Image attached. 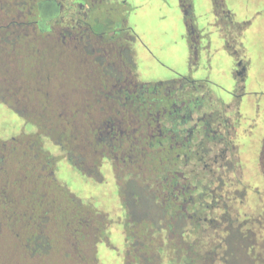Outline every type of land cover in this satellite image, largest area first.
<instances>
[{"label": "flooded vegetation", "instance_id": "flooded-vegetation-1", "mask_svg": "<svg viewBox=\"0 0 264 264\" xmlns=\"http://www.w3.org/2000/svg\"><path fill=\"white\" fill-rule=\"evenodd\" d=\"M179 1L188 31L189 69L146 80L135 49V43L144 47L143 42L122 11L131 6L129 0H0V67L35 72L41 89L30 97H0L1 106L33 127V132L24 127L0 140V175L7 176L9 164L25 158L34 180L62 186L56 175L66 166L84 183L106 191L116 206L114 211L88 210L65 186L67 206L60 218L49 217L47 208L25 211L19 223L27 233L10 226L8 231L27 264L48 250L62 249L80 258L88 250L93 264H130L136 240L129 242L131 215L143 201L149 210L145 215L169 219L172 225H160L169 230L175 220L189 222L210 204L216 206L212 214H218L217 206L229 193L240 197L249 192L256 181L245 182L244 169L257 166L263 178L264 59L256 79L246 42L252 22L221 13L226 0H210L218 52L224 62L229 59L233 74L232 84L224 88V71L213 67L211 40L203 35L205 29L192 25L191 0ZM53 68L69 82L74 97L63 89L56 97L47 90ZM251 80L256 88L249 87ZM29 102L39 105L40 114L31 116L40 118L15 108ZM4 196L0 187V199ZM49 220L55 227L60 221L70 234L61 239L56 228L47 234L42 226ZM188 222L182 226L188 228ZM5 228L0 220V239L6 238Z\"/></svg>", "mask_w": 264, "mask_h": 264}, {"label": "rangeland", "instance_id": "rangeland-1", "mask_svg": "<svg viewBox=\"0 0 264 264\" xmlns=\"http://www.w3.org/2000/svg\"><path fill=\"white\" fill-rule=\"evenodd\" d=\"M129 1L131 6H124L122 11L125 19L129 22V26L133 27L134 31L141 37V41L144 45V47H140L135 43V49L141 59L139 65L141 66L143 78L146 80H154L157 77L169 78L181 72L187 73L191 60V52L188 42L185 13L180 5V1ZM257 2V0H226L225 3L227 10L237 16L238 22L247 19L252 22L250 30L246 34V42L248 52L253 59L252 62L256 79H258L259 71L261 70L258 65L264 59V14L257 15L260 10H264V3L262 1L260 2V0L259 3ZM209 5L210 0H191L193 10L191 11L192 25L200 30L205 29L207 35H203L207 38L209 37V40H211L213 47L212 54L215 55L213 67L214 65H216V67L220 65L222 69L221 73L224 71L225 84L223 85L224 88H227V83L232 84L233 74L231 65L229 67V59L224 62L222 55L218 52L219 46L216 35H214V30L210 25L212 15L209 11ZM218 54L220 56H218ZM201 62L202 59H200V63ZM53 70L52 75L54 79L53 82L49 84V89L47 90L51 91L53 96L56 97L63 89V92L65 91L68 95L70 94V97H74L76 94L73 89L69 88V82H66L62 78L63 74L60 75L59 71H56L54 68ZM73 73L72 70V74ZM221 73L216 72L215 76L220 77L223 74ZM37 80V74L35 72H15L14 70L6 72L0 67V96H4L6 99L11 96V99H13L21 94L28 96L34 91L40 92L41 89H39L37 85ZM252 80L249 83L251 89L256 88V85L252 86ZM28 105L29 106L24 104L16 105L15 108H17V111L20 113L34 120L40 118V116H31L33 111L35 114L37 113L36 115L40 114L41 108L38 107L39 105L30 102ZM36 121L40 122L38 120ZM24 127L25 130L23 129ZM20 129L27 133L33 132V127L30 125L25 126L21 119H18L10 110L0 105V140H6ZM40 142L42 143V141ZM49 150L51 152H56V149L52 145L49 146ZM10 163H13V161ZM27 163L26 159L22 158L21 163H17V165L9 164L10 171L7 176L0 175V187H4L6 192V196L0 199V220L4 224L6 223L5 229L7 231L11 227L19 234H23L24 232L27 233V230L23 226L21 227L19 219L23 217L25 211L30 212L32 208H47L50 211L48 214L49 217L59 216L60 218L64 212L61 208L67 206V201L64 198L66 187L73 193L78 194L79 200L84 203L83 206L88 210L90 207L95 209L99 207H108L113 211L116 210V206L110 195L105 194L106 191L100 193L99 186H97L96 190L93 185L84 183V181L80 179V175L75 173L74 170L67 169L66 166L58 168L60 170L56 177L59 182L64 183L62 186L56 182L44 184L40 179L34 180L35 176L31 174V168ZM19 165H21V167ZM244 170L243 180L245 182H247V180H255L256 184H251L252 186L249 187L250 191L243 196V200L239 199L238 202L235 203V207L236 209L238 208V212L243 216L247 214L255 215L260 212L264 213V174L261 170V174L263 175L262 178L259 173L260 169L257 166ZM47 181L45 180V182ZM249 184L246 183L245 185L249 186ZM61 192L63 194L61 197L65 200H62L60 197ZM92 197L95 198L94 202L91 200ZM30 204H32V206H30ZM31 227H33V225ZM54 228L57 229L59 235H62L61 239H63L66 234H70V232L66 230V227L60 224V221L56 227L53 220H49V223L46 222L42 226V229L46 231L47 234H50ZM73 228L74 227H72L71 230ZM7 231L5 233L6 238L1 237L0 239V264H27V261L21 257V250L16 247L15 243L10 238L12 232ZM167 234L168 233L160 230L156 231L153 237L157 236L161 240L164 238V246H159L155 241L145 242L139 245L137 250L139 254H141L140 259L134 258L130 264H182L183 260L176 259V257L179 254H184V250L188 249V247L179 246L174 240L168 241ZM177 235L180 234L177 233ZM55 241L57 242V239L53 241V245ZM56 249L57 248H55L54 251ZM62 250L54 254H51V250H48L49 253L47 252L45 257L33 259L32 264H85L84 261H90L84 256L82 258L77 255L66 256ZM89 255L90 252L88 251L86 256ZM110 260L113 263V260ZM102 263L106 264L104 262ZM98 264L101 263L99 262ZM113 264H118V262H114Z\"/></svg>", "mask_w": 264, "mask_h": 264}, {"label": "trees", "instance_id": "trees-1", "mask_svg": "<svg viewBox=\"0 0 264 264\" xmlns=\"http://www.w3.org/2000/svg\"><path fill=\"white\" fill-rule=\"evenodd\" d=\"M222 10L228 11L225 6L221 7V13ZM228 12L232 18L234 14ZM35 123L39 122L35 121ZM52 129V132H55L56 127L53 126ZM243 195L246 194L236 197L235 194L229 193L225 198L223 197L220 206H217L221 208L218 214H212L216 206L210 204L206 208L203 207L196 216L191 217L189 222L183 218L175 220V223L173 222L175 228L169 230L160 226L172 225L169 219L161 217L160 222L155 213L145 215L149 210L146 202L143 201V206L138 205V211L131 215L129 242L133 243L131 240L136 239L135 243L131 244L132 258L140 259L141 254L137 247L145 242L155 241L163 247L165 239L153 237L155 232L160 230L168 233V241L174 240L179 246L188 247L184 250V254L176 257L183 260L182 264H264V213L243 216L238 212L235 203L239 199L243 200ZM186 221L189 223L188 228L182 226ZM86 253L88 250H83L82 256L85 257ZM86 258L90 261H84L85 264H93L90 256Z\"/></svg>", "mask_w": 264, "mask_h": 264}]
</instances>
